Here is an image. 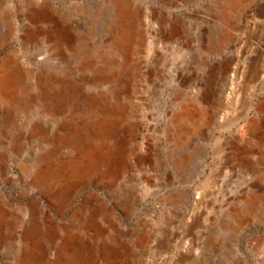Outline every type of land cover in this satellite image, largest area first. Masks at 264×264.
Instances as JSON below:
<instances>
[{"label": "rangeland", "instance_id": "1", "mask_svg": "<svg viewBox=\"0 0 264 264\" xmlns=\"http://www.w3.org/2000/svg\"><path fill=\"white\" fill-rule=\"evenodd\" d=\"M0 79V264H264V0H0Z\"/></svg>", "mask_w": 264, "mask_h": 264}, {"label": "bare ground", "instance_id": "2", "mask_svg": "<svg viewBox=\"0 0 264 264\" xmlns=\"http://www.w3.org/2000/svg\"><path fill=\"white\" fill-rule=\"evenodd\" d=\"M241 4H239L238 6H240ZM133 19V18H132ZM122 30V29H121ZM124 30H122V31H120L119 32V34H118V36H119V38H120V40L124 43L123 45H124V48L123 49H126V44H128V40H129V36H127L126 35V33L125 32H123ZM122 45V46H123ZM121 46V45H120ZM119 46V47H120ZM124 51V50H123ZM1 80V79H0ZM2 83H3V86H4V88H5V90H6V88H8L9 87V85L10 84H13V83H11L12 81H11V77L9 76V75H6V76H4L3 78H2V81H1ZM13 86V85H12ZM11 88V87H10ZM9 89V88H8ZM11 92V91H10ZM104 128V127H103ZM102 145L101 144H97V145H95V147L92 149V153H91V156L93 157V159H95V160H97V153L102 149ZM96 162H94V164H95Z\"/></svg>", "mask_w": 264, "mask_h": 264}]
</instances>
